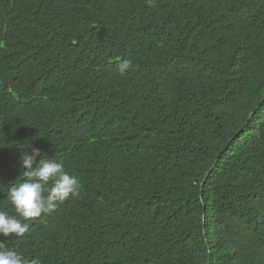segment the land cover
Instances as JSON below:
<instances>
[{"label": "trees", "instance_id": "16d2710c", "mask_svg": "<svg viewBox=\"0 0 264 264\" xmlns=\"http://www.w3.org/2000/svg\"><path fill=\"white\" fill-rule=\"evenodd\" d=\"M33 147L80 192L0 236L25 260L264 264V0H0L10 215Z\"/></svg>", "mask_w": 264, "mask_h": 264}, {"label": "clouds", "instance_id": "9594fccd", "mask_svg": "<svg viewBox=\"0 0 264 264\" xmlns=\"http://www.w3.org/2000/svg\"><path fill=\"white\" fill-rule=\"evenodd\" d=\"M130 70L132 62L128 59L117 65L121 76ZM20 167L23 179L11 185L7 192L16 215L0 210V236L23 237L29 230L25 221L53 212L59 204L77 197L80 192L78 177L66 172L61 163L45 158L39 148L24 152ZM0 264H39V261L29 262L19 252L0 245Z\"/></svg>", "mask_w": 264, "mask_h": 264}, {"label": "water", "instance_id": "95a60500", "mask_svg": "<svg viewBox=\"0 0 264 264\" xmlns=\"http://www.w3.org/2000/svg\"><path fill=\"white\" fill-rule=\"evenodd\" d=\"M252 115V114H251ZM250 115V116H251ZM211 173V171H209L208 173H207V175L205 176V178H204V181H203V184H202V189H203V187H204V184H205V182H206V180H207V178H208V175Z\"/></svg>", "mask_w": 264, "mask_h": 264}]
</instances>
